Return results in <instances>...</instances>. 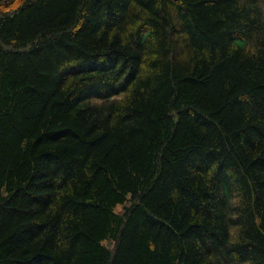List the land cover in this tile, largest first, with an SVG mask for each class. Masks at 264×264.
Returning <instances> with one entry per match:
<instances>
[{"label":"trees","instance_id":"trees-1","mask_svg":"<svg viewBox=\"0 0 264 264\" xmlns=\"http://www.w3.org/2000/svg\"><path fill=\"white\" fill-rule=\"evenodd\" d=\"M0 264H264V0H0Z\"/></svg>","mask_w":264,"mask_h":264}]
</instances>
